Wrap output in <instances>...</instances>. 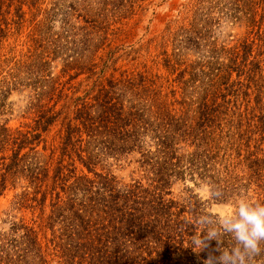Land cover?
Wrapping results in <instances>:
<instances>
[{"label": "trees", "instance_id": "1", "mask_svg": "<svg viewBox=\"0 0 264 264\" xmlns=\"http://www.w3.org/2000/svg\"><path fill=\"white\" fill-rule=\"evenodd\" d=\"M153 2L0 0V264H205L232 239L194 250L219 216L187 183L264 203V0H189L118 45ZM215 10L245 36L213 41Z\"/></svg>", "mask_w": 264, "mask_h": 264}, {"label": "clouds", "instance_id": "2", "mask_svg": "<svg viewBox=\"0 0 264 264\" xmlns=\"http://www.w3.org/2000/svg\"><path fill=\"white\" fill-rule=\"evenodd\" d=\"M195 222L198 231L191 238L195 251L206 248L211 240L222 244L225 235L232 239L231 247H218L221 254L209 255L205 264H264V260L257 261V257L264 256V203L240 194L231 212L215 218L203 214Z\"/></svg>", "mask_w": 264, "mask_h": 264}, {"label": "rangeland", "instance_id": "3", "mask_svg": "<svg viewBox=\"0 0 264 264\" xmlns=\"http://www.w3.org/2000/svg\"><path fill=\"white\" fill-rule=\"evenodd\" d=\"M50 1V0H48ZM154 0L153 4L148 5L146 9L143 11V14L140 17H136L140 19L138 26L135 29L134 35L124 39V41H118V45H130L135 44L142 38H146L151 34H156L161 32L164 27L171 20H176L181 18L180 11L183 9L185 3L189 0ZM215 10L211 17L213 20L211 22L213 41H217L218 43H229L231 41H235L239 38L245 36L247 32V28L244 25L239 23L233 24L230 20L225 16V14L216 12ZM138 19L131 21L130 25L137 22ZM23 96L14 93L11 97V101L16 102V109L23 105ZM18 111H16L15 115L12 117L11 125H18L20 120L18 117ZM129 169L119 172L122 176H127ZM190 191L195 194L200 203H203L204 208L208 213L213 215L224 216L226 213H229L233 209V204L231 202H219L216 201L211 193L210 188L204 184H194L193 182L187 183ZM184 185H178L175 188V194L181 197H188L190 192L184 190ZM14 191H8L6 195L1 197L0 199V214L4 209H8L10 203L12 202ZM21 216V214H18Z\"/></svg>", "mask_w": 264, "mask_h": 264}]
</instances>
